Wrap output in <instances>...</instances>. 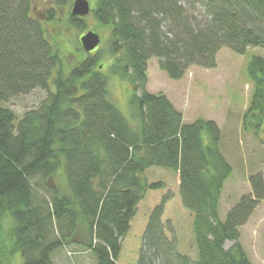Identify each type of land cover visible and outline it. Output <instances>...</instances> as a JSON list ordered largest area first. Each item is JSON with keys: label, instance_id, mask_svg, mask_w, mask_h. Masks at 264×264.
<instances>
[{"label": "trees", "instance_id": "obj_1", "mask_svg": "<svg viewBox=\"0 0 264 264\" xmlns=\"http://www.w3.org/2000/svg\"><path fill=\"white\" fill-rule=\"evenodd\" d=\"M185 1L205 8L201 21L180 0H95L90 15L111 30L106 73L99 54L66 62L33 0H0V103L49 92L21 118L0 108V264L18 254L24 264H54L53 253L71 245L92 252L96 264H254L240 228L264 200L262 174L221 220L233 167L220 128L204 119L185 124L147 85L153 58L179 80L192 67L214 68L223 48H264V0ZM68 21L85 28L71 12ZM247 75L253 90L243 126L264 134V57L250 59ZM112 77L131 85L133 123L108 99Z\"/></svg>", "mask_w": 264, "mask_h": 264}, {"label": "rangeland", "instance_id": "obj_2", "mask_svg": "<svg viewBox=\"0 0 264 264\" xmlns=\"http://www.w3.org/2000/svg\"><path fill=\"white\" fill-rule=\"evenodd\" d=\"M69 0L66 6L55 7L52 0H33L34 14L46 29L49 41L59 48L66 62H74L75 55H83L80 38L88 31L100 35L101 46L90 53L101 56L104 71L109 72L111 59L105 56L107 42L111 30L100 27L90 14L83 17L84 27L78 29L68 21L73 2ZM91 8L96 6L95 0H88ZM181 4L197 21L205 14V8L192 6L185 0ZM55 7L57 20L47 21L49 10ZM82 50V52L80 51ZM253 56L264 57V48H248L241 55L228 48L221 49L216 56V66L212 69L192 67L179 80L171 79L161 70L159 60L149 61V81L147 89L153 94H164L175 108L183 114L185 124H192L204 119L217 123L221 131L220 147L233 167L231 178L225 183V189L220 201L219 211L221 220L225 221L228 212L244 196L253 194L250 178L262 174L264 178V134L261 129L255 135L243 126V117L250 104L253 85L247 75V65ZM103 67V66H102ZM128 81L112 77L108 89V99L116 105L130 122H134L129 103ZM53 90V86L51 85ZM48 90L37 88L29 94L21 95L0 103V108L11 109L18 118L26 111L37 109L48 98ZM208 142V137L205 135ZM61 178V177H60ZM240 243L246 249L254 264H264V200L254 210L248 222L240 228ZM234 242L227 241L225 248L229 249ZM189 255L197 260V248L194 237L190 241ZM52 259L54 264H96L95 255L78 245H71L56 250ZM6 264H24L21 254L15 255Z\"/></svg>", "mask_w": 264, "mask_h": 264}, {"label": "water", "instance_id": "obj_3", "mask_svg": "<svg viewBox=\"0 0 264 264\" xmlns=\"http://www.w3.org/2000/svg\"><path fill=\"white\" fill-rule=\"evenodd\" d=\"M91 11V4L88 0H75L71 8V14L79 18L89 15ZM80 42L83 50L91 53L100 46L101 37L93 31H88L80 38Z\"/></svg>", "mask_w": 264, "mask_h": 264}, {"label": "flooded vegetation", "instance_id": "obj_4", "mask_svg": "<svg viewBox=\"0 0 264 264\" xmlns=\"http://www.w3.org/2000/svg\"><path fill=\"white\" fill-rule=\"evenodd\" d=\"M96 51V50H95ZM95 51H93V52H95ZM92 53V52H91Z\"/></svg>", "mask_w": 264, "mask_h": 264}]
</instances>
